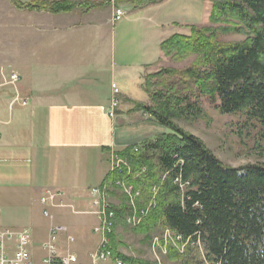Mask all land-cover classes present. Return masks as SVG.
Returning <instances> with one entry per match:
<instances>
[{
	"label": "crops",
	"instance_id": "0c3cea01",
	"mask_svg": "<svg viewBox=\"0 0 264 264\" xmlns=\"http://www.w3.org/2000/svg\"><path fill=\"white\" fill-rule=\"evenodd\" d=\"M96 1L0 0V230L31 231L33 264L45 258L43 245L53 225L68 229L58 243L60 254L91 264L90 256L99 246L94 234L99 218L92 214L88 190L109 176L112 151L168 133L135 108L150 104L145 81L159 72L154 69L163 57L161 44L173 35L187 34L188 26H205V20L195 21L196 14L204 9L205 19L208 9L201 2L212 4L166 0L133 6L127 10V22H113L112 8L95 5ZM14 2L93 7L54 14L18 8ZM118 61L120 69L111 73ZM13 73L20 76L16 87L9 83ZM114 84L120 106L112 118ZM17 95L28 105L12 106ZM48 189L65 191L76 213L56 209L53 220L46 218L40 198ZM120 199L111 196L113 207Z\"/></svg>",
	"mask_w": 264,
	"mask_h": 264
},
{
	"label": "trees",
	"instance_id": "16d2710c",
	"mask_svg": "<svg viewBox=\"0 0 264 264\" xmlns=\"http://www.w3.org/2000/svg\"><path fill=\"white\" fill-rule=\"evenodd\" d=\"M140 1L150 6L166 0ZM14 3L18 8L54 14L83 5ZM234 36L243 40H226ZM161 51L162 60L193 61L183 70H161L147 76L150 105L135 108L152 116L168 133L119 151L133 171L130 187L141 193L139 209L147 208L154 188H160L154 207L134 231L146 242L166 230L177 232L184 242L190 240L183 254L169 249L167 258L179 264H264V163L228 166L178 123L206 120L205 98L220 114L238 115L258 125L264 140V0H212L208 25L188 26L187 34L166 39ZM157 85L160 88L155 90ZM124 175L110 173L103 184ZM177 179L187 186L184 192ZM113 194L121 196L120 205L114 207V259L157 264L118 252L117 223L125 222L130 208L121 193Z\"/></svg>",
	"mask_w": 264,
	"mask_h": 264
},
{
	"label": "built area",
	"instance_id": "2783aa9c",
	"mask_svg": "<svg viewBox=\"0 0 264 264\" xmlns=\"http://www.w3.org/2000/svg\"><path fill=\"white\" fill-rule=\"evenodd\" d=\"M125 13L117 11L114 15L113 22H120L123 20ZM20 81V76L16 73L11 75L10 84L16 87ZM114 96L111 101L109 115L115 118L117 110L120 106L119 95L120 92L117 85L112 86ZM25 107L28 105L26 98L17 95L12 102L13 105ZM110 173H119L124 175V178L117 179L113 184L106 182L100 186L90 188L88 190V200L93 208V215H96L100 224L94 229V233L101 237L100 247L90 256L91 264H135L125 262L121 259H114V251L112 246V236L114 235L116 225V212L111 203L110 195L112 188L115 187L120 190L121 194L127 199L130 208V214L127 217V223L133 228H138L149 214L151 207H154L155 198L159 192V187L154 188L153 198L147 208L139 209L138 200L141 197L139 191L133 190L128 179L132 174V168L127 160L121 158L115 153L111 155ZM180 189L184 192L187 188L176 180ZM40 203L44 207V216L53 220L52 210L54 209H71L74 213L73 205L66 202V192L60 189H48L43 192L40 198ZM68 229L64 226L53 225L50 231L49 240L43 245V250L46 253L45 258L41 264H79L78 258L74 255H61L58 243L61 235L66 234ZM165 241L163 247L167 249L169 245L173 246L177 252L183 254L190 240L184 242L182 236L175 231L166 230L163 236ZM70 242L75 240L70 236ZM32 241L31 231L29 229L23 230H0V264H33L30 245ZM13 243V246H10ZM159 246L158 238L155 239L154 247Z\"/></svg>",
	"mask_w": 264,
	"mask_h": 264
},
{
	"label": "rangeland",
	"instance_id": "374dc122",
	"mask_svg": "<svg viewBox=\"0 0 264 264\" xmlns=\"http://www.w3.org/2000/svg\"><path fill=\"white\" fill-rule=\"evenodd\" d=\"M133 1L134 3L127 0H117V1L97 0L95 2V5H97L98 3L99 5L105 6V8L107 9L108 7L109 8L111 7L112 8L111 10L113 11V15H115L117 11H123L125 13L123 22H127L126 19L128 17L129 18L131 17V14H129V11H127L129 10V8H132L133 6H136L137 8L144 6L141 4L140 0H133ZM201 4L204 5V8L208 9V14H207L208 16L206 15L203 17L205 19H202V16L204 14V9L203 10L202 8L200 10L198 9L195 21L198 22L205 20V24L207 25L208 18L211 13V4L209 1L206 3L201 2ZM82 6H84L83 7L84 9H89L91 8L90 6H92V3L83 4ZM185 29L188 28L186 27ZM187 31L188 30H185L184 33H186ZM226 40L242 41L243 38L234 36V37L226 38ZM192 61L193 60L190 59L186 62L176 64V63H172L167 59H163L160 61V63L156 66L154 70L155 71L168 70V69L183 70L189 67ZM116 63H117L116 66L111 68L110 70L111 73H113V71H118L120 69L119 61ZM110 85H111V81L109 82V86ZM159 88L160 85H157L154 89L157 90ZM202 104H203V108L207 113V119L198 123H189L185 121H180L178 123L182 129L200 138L208 146V148L211 151H213L214 154L224 164L228 166H231L233 168H241L248 164L264 163V140L262 138L263 131L258 125L249 123L246 121V119L238 115L231 116V115L220 114V112L208 101V99L204 98ZM112 153H115L121 158L125 159L120 155L119 151H112L110 153V157ZM110 167H111V161H110ZM111 174H115V173H111ZM132 175H133V171H132ZM114 182H116V180ZM114 182L111 181L110 183L113 184ZM114 191H117L119 194L121 193L120 190H118L115 187L112 188L111 193ZM110 199H111V195H110ZM99 224H100V220H99ZM99 224L95 228H97ZM134 229L137 228H133L130 224H128L127 218L125 222H120L119 224L117 223L116 247L120 251L119 252L120 254L127 257H131L133 259L146 260L157 264H179L167 258L169 249L173 246L169 245L167 249L163 247L162 244L165 241V239H163L165 231L162 232V234L154 237L152 241L146 242L144 240V237L139 236L135 233ZM97 236L99 237V246H98L99 248L101 245V237L99 235ZM156 238H158L159 240L160 247L158 245L154 247Z\"/></svg>",
	"mask_w": 264,
	"mask_h": 264
}]
</instances>
